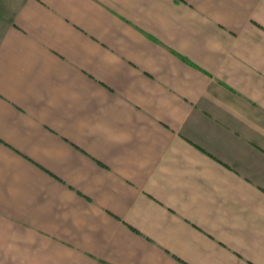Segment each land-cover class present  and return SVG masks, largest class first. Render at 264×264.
<instances>
[{
  "label": "crops",
  "instance_id": "1",
  "mask_svg": "<svg viewBox=\"0 0 264 264\" xmlns=\"http://www.w3.org/2000/svg\"><path fill=\"white\" fill-rule=\"evenodd\" d=\"M0 264H264V0H5Z\"/></svg>",
  "mask_w": 264,
  "mask_h": 264
},
{
  "label": "rangeland",
  "instance_id": "2",
  "mask_svg": "<svg viewBox=\"0 0 264 264\" xmlns=\"http://www.w3.org/2000/svg\"><path fill=\"white\" fill-rule=\"evenodd\" d=\"M4 1L5 0H0V22L1 21H7L8 20V18H9V15H8V13H3L2 12V10H3V4L2 3H4ZM7 1V0H6Z\"/></svg>",
  "mask_w": 264,
  "mask_h": 264
}]
</instances>
